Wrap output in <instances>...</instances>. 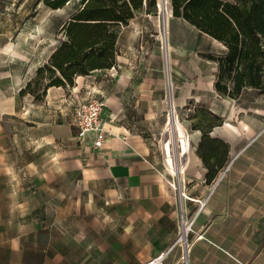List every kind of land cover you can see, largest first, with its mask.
Masks as SVG:
<instances>
[{"label":"crops","instance_id":"obj_1","mask_svg":"<svg viewBox=\"0 0 264 264\" xmlns=\"http://www.w3.org/2000/svg\"><path fill=\"white\" fill-rule=\"evenodd\" d=\"M184 21L193 42L180 43L170 25L171 67L177 72L179 56H187L190 61L184 69L191 68L196 80L175 94L174 103L182 107L188 101H203L220 124L205 139L201 129L186 130L191 147L186 168L177 171V188L164 148L151 141L167 108L162 80L156 76L161 61L135 59L140 54L138 33L124 49L119 48L114 66L76 75L69 87H49L42 101L20 94L40 66L34 71L35 61L17 74L10 70L1 75L0 264H146L174 245L182 220L192 221L191 241L198 235L202 238L193 243L187 263L179 260L181 250L175 246L167 252L166 264H264V93L246 88L238 98L220 95L215 89L218 63L204 53L219 54L226 46ZM12 48L6 45L0 51ZM89 95L106 99L104 121L110 134L95 158L90 157L93 167L87 170L94 178L112 180L115 186L110 191L120 201L113 208L120 218L117 224L107 219L106 235L91 238L92 244L101 246L84 253L81 243L71 248L60 234L35 230L44 227L34 221L28 222L32 231L20 232L13 213L23 205L18 187L20 135L25 134L27 142L44 144L42 148L65 147L75 139L74 103ZM201 143L208 162L225 165L232 160L229 171L218 172L212 182L206 181L208 167L198 152ZM39 160L44 165L62 163L61 157ZM78 161L83 163L79 156L75 164ZM190 198L206 204L200 206ZM41 207L26 203L30 213Z\"/></svg>","mask_w":264,"mask_h":264},{"label":"rangeland","instance_id":"obj_2","mask_svg":"<svg viewBox=\"0 0 264 264\" xmlns=\"http://www.w3.org/2000/svg\"><path fill=\"white\" fill-rule=\"evenodd\" d=\"M73 10L71 5L52 9L38 0H0V49L6 45L13 46L12 51H0V77H5L10 70L17 74L27 63L30 66L32 62H36L32 66L34 71L38 65L45 63L47 56L59 44L60 26ZM171 14V0H168L167 8L160 10L158 7L157 14H138L129 25L122 27L119 37V48L124 49L132 41V34L138 33L136 45L140 54L135 59L152 62L156 58L161 61V68L156 76L162 80L163 98L167 108L164 110L160 130L151 136V141L161 147L166 139V123L170 111H174L173 121H179L185 132L195 124L206 125V111H209L203 101H188L182 107L174 103L175 94H180L184 87L192 85L196 77L191 68L184 69L190 61L187 56H179L177 72L171 67L170 25L176 30L175 35L180 43L193 42V36L187 30L188 24L182 18L178 19ZM147 71L153 72L152 69ZM171 107L174 108L171 110ZM75 132L77 134V129ZM42 145L44 144L27 142L25 134L20 135L17 151L20 158L18 187L19 202L23 205L22 209L13 213V219L15 216L19 222V231H32L34 228L28 222L34 221L44 227L35 230L60 234L68 247L74 248L77 243H81L84 253L98 249L101 245L92 244L91 238L106 235L107 219H114L116 224L119 222L117 220L120 217L113 206L120 201L110 191L115 186L112 180L94 178L96 175L87 170L93 167L89 159L95 158L97 148L89 142H79L76 138L67 141L65 147L55 148L45 144L47 147L42 148ZM52 156L61 157V165H44L39 160ZM77 156L81 157L82 164L79 161V164H75ZM176 162L179 164L178 158ZM26 203L43 207L30 213ZM59 203L61 209L58 208Z\"/></svg>","mask_w":264,"mask_h":264},{"label":"trees","instance_id":"obj_3","mask_svg":"<svg viewBox=\"0 0 264 264\" xmlns=\"http://www.w3.org/2000/svg\"><path fill=\"white\" fill-rule=\"evenodd\" d=\"M52 9L67 5L73 12L58 31L60 41L35 76L21 89L42 101L52 86L69 87L76 75L114 66L119 54L121 29L140 13L157 14V0H38ZM173 16L222 42L219 54L204 53L218 63L215 89L238 98L246 88L264 93V0H171ZM209 110V109H208ZM206 125L195 124L205 139L220 118L209 111ZM207 182L215 179L224 162H208ZM212 150V149H211Z\"/></svg>","mask_w":264,"mask_h":264},{"label":"built area","instance_id":"obj_4","mask_svg":"<svg viewBox=\"0 0 264 264\" xmlns=\"http://www.w3.org/2000/svg\"><path fill=\"white\" fill-rule=\"evenodd\" d=\"M106 106H107V101L102 96L89 95L87 97L76 99V101L74 103V107H73L74 109H73L72 124L77 129V134H75V138L79 142H89L95 148H100L103 146L108 135L110 134V131L106 128L105 121H104V110H105ZM172 113H174V111L169 112L167 125L171 121L170 118H172ZM172 130H173V128H172ZM184 132L185 131H183V133ZM165 133H166L165 137L167 139L168 135L170 133V130L166 129ZM174 135H176V133H174ZM186 135H187V133H186ZM173 139H174V141L170 142V145L172 147L171 153H173L172 159H173L176 167H180L179 164L181 163V159H180V157H178V154H177V152H178L177 146H179L178 145L179 141H177V138L173 137ZM165 140L163 143V148H164ZM188 141H189V137H188ZM190 147L191 146H190V141H189V149H190ZM165 150L166 149H164L166 161H167V164L169 165L168 155H167L168 153ZM177 158L179 160V164L176 162ZM231 161L227 162L220 169L219 172H221V175L226 174L229 171ZM170 172L172 175V182H173L172 185L175 188H177L176 184H177V179H178L177 175L178 174H177V172L175 174L172 173V171H170ZM180 172H182V171H180ZM182 180L184 182V179H182ZM182 194L185 197H187L185 191H182ZM190 199H192V200L194 199L195 201H198L200 203V206H204L206 204V200H203V199H195V198H190ZM191 231H192V221L182 220L181 228H180V234H179V237L177 238L176 242L174 243V245L168 251H161V252H158L157 254H155L154 256H152L146 262V264H166L165 256H166L167 252H169L175 246L179 247L181 250V255L179 257V260H181L183 263H187V257H188V254L191 250L193 243L202 238V235H198L195 237V239L193 241H191L189 238Z\"/></svg>","mask_w":264,"mask_h":264},{"label":"bare ground","instance_id":"obj_5","mask_svg":"<svg viewBox=\"0 0 264 264\" xmlns=\"http://www.w3.org/2000/svg\"><path fill=\"white\" fill-rule=\"evenodd\" d=\"M158 3L161 6V10H164V9L167 8L168 0H158ZM167 43H168V41H167ZM169 50H171V49H169ZM172 109L173 108L171 107V110ZM172 118H170L171 121L167 125V128H166V129L170 130V133L168 135V138L165 140L164 149H166L165 151H167V153H168L167 154L168 155V162H169L168 167L170 166L169 170L172 171L175 174L177 171L178 172L179 171H184V169H185L186 158H187V155H188L189 141H188V136L186 135V133L185 132L183 133V128L179 125V123H178L179 121L176 122V120H175V122H174ZM178 120H179V118H178ZM172 128H173V130H172ZM174 133H176V135H174ZM173 137L177 138V141H179L178 142L179 146H177V150H178L177 154H178V157H180V159H181V163L179 164L180 167H176V165H175V163H174V161L172 159L173 158V153H171L172 147L170 145V142L174 141Z\"/></svg>","mask_w":264,"mask_h":264},{"label":"water","instance_id":"obj_6","mask_svg":"<svg viewBox=\"0 0 264 264\" xmlns=\"http://www.w3.org/2000/svg\"><path fill=\"white\" fill-rule=\"evenodd\" d=\"M157 6L159 7V9L161 10V6H160V4L157 2ZM172 14H173V12H172Z\"/></svg>","mask_w":264,"mask_h":264}]
</instances>
